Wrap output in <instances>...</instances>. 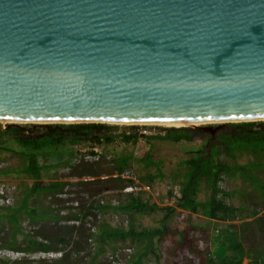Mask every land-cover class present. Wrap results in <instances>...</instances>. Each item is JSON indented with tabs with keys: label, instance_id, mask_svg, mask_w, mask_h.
I'll return each mask as SVG.
<instances>
[{
	"label": "water",
	"instance_id": "water-1",
	"mask_svg": "<svg viewBox=\"0 0 264 264\" xmlns=\"http://www.w3.org/2000/svg\"><path fill=\"white\" fill-rule=\"evenodd\" d=\"M262 118L264 0H0V119Z\"/></svg>",
	"mask_w": 264,
	"mask_h": 264
},
{
	"label": "rangeland",
	"instance_id": "rangeland-1",
	"mask_svg": "<svg viewBox=\"0 0 264 264\" xmlns=\"http://www.w3.org/2000/svg\"><path fill=\"white\" fill-rule=\"evenodd\" d=\"M8 124L0 123V129L5 130ZM17 124L27 130H39V132H42L45 127L44 123L37 122ZM104 124L114 127L112 129L113 139L110 142L65 143L61 146L45 147L35 152L37 165L40 167L39 186H36V194L28 199L27 206L30 209H36L35 213H31L32 215L42 216L32 220L20 213L17 229L14 223L3 216L11 212L6 211L5 207L19 206L23 195L29 187L34 185L35 180L19 173L27 164L24 156L25 149L20 147L12 136L5 135L1 138L0 192L3 196L0 200V264L130 263L135 253L143 247V243H131L128 240L111 242L103 247V253L93 258L98 244L92 239H87L85 235L78 236L76 231L72 237L73 240L79 238V246L73 244L62 246L51 243L45 238L56 237L57 233L67 226L78 227V222H67L61 218L55 220L43 216L63 217L87 214L83 228L84 230L90 229L93 233H96V227L101 222L107 223L110 227L126 228L131 220L136 229L158 227L159 221L163 219V214L159 212L150 216L136 214L130 216L112 210L97 209L98 204L117 205L124 200V194L130 191L142 192V198L148 199L150 203L175 209V213L165 220L169 231L160 239H153V250L142 259V264H208V255L213 256L223 236L229 233L235 234L250 253L264 252V196L260 195L257 187L240 175L236 174L229 178L221 174L222 177L218 183L223 192L218 195V199L234 209L235 220H212L201 214H190L176 207L180 183L186 171L183 162L196 154L205 139L172 143L147 137H154L162 133L161 129L175 126ZM226 124L228 123L211 122L198 124V126L205 125L214 128V134ZM181 127L190 128L191 126ZM129 133H137L144 137L139 136L137 140L128 142L119 138L120 134ZM146 154H150L151 160L158 163V167L145 165L142 159ZM125 156L132 159L128 169L120 177L129 179L132 184L115 180L116 173H108L115 168V159ZM225 162L230 165L263 163L255 170L249 169L248 173L261 185L264 184V155L253 156L248 153H237L234 159H226ZM3 171L6 174H2ZM86 172L94 173V175L80 176ZM158 174L160 178H157ZM148 175H154L155 180L149 183L143 181L142 177ZM54 182L65 183L61 193L40 191V187H46ZM125 185L127 186L121 189V186ZM209 195L210 191L203 183L197 195L198 201L204 202ZM178 230L186 232L185 239L188 242L182 248L175 249L177 241L181 239ZM170 231L175 233L171 234ZM30 241L50 243L59 250L43 253L36 250L34 245L29 244ZM75 247L80 249L76 250ZM13 248L20 250L15 251ZM225 254L228 255L229 252ZM248 261L247 258H243L241 264H247Z\"/></svg>",
	"mask_w": 264,
	"mask_h": 264
},
{
	"label": "trees",
	"instance_id": "trees-1",
	"mask_svg": "<svg viewBox=\"0 0 264 264\" xmlns=\"http://www.w3.org/2000/svg\"><path fill=\"white\" fill-rule=\"evenodd\" d=\"M106 124L101 123H81V124H49L45 125L42 132L39 130H27L23 127H8L5 130L0 129V143L1 138L5 135L12 136L14 141L23 149L27 164L19 171V173L26 177L35 180L33 186L27 189L26 194L23 195L20 205L17 207H5L6 211H11L4 214L15 224V229L18 228V215L22 213L28 219L35 220V217L41 216L32 215L36 209H30L27 206L28 199L36 194V186H39L38 179L40 178V167L37 165L35 152L43 150L45 147L51 148L61 146L65 143L78 144L81 142H92L99 144L102 142H110L113 139L112 129ZM162 133L156 134L154 137H147L148 139H155L161 141H168L178 143L181 141L190 142L194 139H205L202 146L196 151V154L183 162L186 171L183 175L179 189V198H177L176 207L180 210L187 211L190 214H201L208 219L216 220H235L233 216L234 209L226 206L218 199V195L223 193L219 188L218 183L224 174L229 178L236 174L243 179L251 182L259 189L260 195L264 196V184L261 185L257 179L248 173L249 169L255 170L263 165V163H255L252 165H230L225 162L226 159H234L237 153H248L253 156L264 155V121L263 122H239L228 123L223 125L214 134L204 131L199 128L189 127H169L161 129ZM139 135L137 133L120 134L119 138L128 142L130 140H137ZM144 137V136H143ZM93 154V153H91ZM131 157H119L115 159V168L108 173H116L115 180L132 184L129 179H122L120 175L124 174L129 167ZM142 161L146 166L158 167V163L151 160L150 154H146ZM6 174L5 171L1 172ZM82 175L93 176L94 173L86 172ZM143 181L147 183L155 180L154 175L142 177ZM160 178V174L157 175ZM206 185L209 189L210 195L204 202L197 199L200 186ZM65 183L54 182L49 183L46 187H40L42 192L53 193L55 191L62 192ZM127 185L121 186L124 189ZM130 186V185H129ZM170 196H172L170 194ZM97 209L100 211L112 210L116 213L127 215H144L150 216L157 212L163 214V219L159 221V226L154 228H140L136 229L134 223L130 220L126 228L110 227L107 223L101 222L97 225L96 233L90 232V229L84 230V220L88 217L87 214L70 215L58 217L55 215H43L45 217L57 220L61 218L67 222H78V227L75 225L67 226L64 230L59 231L56 237H45L51 243H56L62 246L70 244L78 245V239H74L72 235L78 232V236L85 235L87 239H92L98 244L97 252L93 255L95 258L98 254L104 252L103 247L111 242H124L126 240L131 243H143L140 251L135 253L134 259L127 264H142V259L150 254L153 250V239H160L169 229L165 224L168 216L175 213L173 207H160L155 203H150L148 199L142 198V192H127L124 194V200L117 205L98 204ZM255 213H253L254 215ZM1 216V214H0ZM95 220V217H94ZM181 239L175 245V249L182 248L188 242L186 241V232L178 230ZM171 234L175 232L170 231ZM178 233V234H179ZM45 239V240H46ZM29 244L34 245L36 250L47 253L49 251H57L58 248L53 247L50 243H41L37 241H30ZM8 247V246H7ZM9 248V247H8ZM79 250V247H75ZM13 250H20L13 248ZM24 251V250H23ZM229 252L228 255L225 253ZM247 258V264H264V252L257 251L250 253L246 250L238 237L233 234H225L220 245L212 255H208V264H241L242 259ZM71 264V263H68ZM175 264V263H174Z\"/></svg>",
	"mask_w": 264,
	"mask_h": 264
},
{
	"label": "bare ground",
	"instance_id": "bare-ground-1",
	"mask_svg": "<svg viewBox=\"0 0 264 264\" xmlns=\"http://www.w3.org/2000/svg\"><path fill=\"white\" fill-rule=\"evenodd\" d=\"M255 120H264L262 119H255ZM26 122H37V123H56V122H47V121H19V120H12V119H0V123L7 124V123H26ZM106 123H114V124H123V125H139V124H157V125H167V126H198V124L202 123H211V122H224V120H193V121H158V122H151V121H132V122H108ZM68 123V122H64Z\"/></svg>",
	"mask_w": 264,
	"mask_h": 264
},
{
	"label": "clouds",
	"instance_id": "clouds-1",
	"mask_svg": "<svg viewBox=\"0 0 264 264\" xmlns=\"http://www.w3.org/2000/svg\"><path fill=\"white\" fill-rule=\"evenodd\" d=\"M2 196H3V193H2V192H0V200H2V198H1Z\"/></svg>",
	"mask_w": 264,
	"mask_h": 264
}]
</instances>
